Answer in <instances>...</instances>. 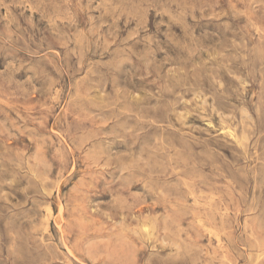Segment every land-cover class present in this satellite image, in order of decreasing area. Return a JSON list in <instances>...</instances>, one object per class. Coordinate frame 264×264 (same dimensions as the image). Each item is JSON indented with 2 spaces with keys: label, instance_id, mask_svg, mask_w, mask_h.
Instances as JSON below:
<instances>
[{
  "label": "rangeland",
  "instance_id": "374dc122",
  "mask_svg": "<svg viewBox=\"0 0 264 264\" xmlns=\"http://www.w3.org/2000/svg\"><path fill=\"white\" fill-rule=\"evenodd\" d=\"M0 264H264V0H0Z\"/></svg>",
  "mask_w": 264,
  "mask_h": 264
},
{
  "label": "bare ground",
  "instance_id": "6f19581e",
  "mask_svg": "<svg viewBox=\"0 0 264 264\" xmlns=\"http://www.w3.org/2000/svg\"><path fill=\"white\" fill-rule=\"evenodd\" d=\"M244 135V134H243Z\"/></svg>",
  "mask_w": 264,
  "mask_h": 264
}]
</instances>
